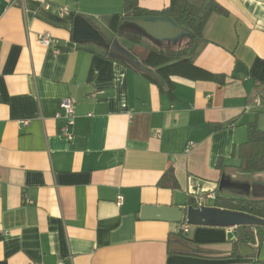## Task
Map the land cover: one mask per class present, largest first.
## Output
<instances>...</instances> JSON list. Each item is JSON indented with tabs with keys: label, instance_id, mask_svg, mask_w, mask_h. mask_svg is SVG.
Masks as SVG:
<instances>
[{
	"label": "crops",
	"instance_id": "obj_1",
	"mask_svg": "<svg viewBox=\"0 0 264 264\" xmlns=\"http://www.w3.org/2000/svg\"><path fill=\"white\" fill-rule=\"evenodd\" d=\"M46 1L50 10L0 0V264L250 263L258 248L236 243V228L187 225L184 234L140 210L187 207L199 193H264V173H240L234 154L249 124L264 131V0H213L224 13L208 20L193 68L165 79L73 40L76 16L105 41L116 36L105 18L122 14L121 0ZM44 33L57 44L40 45ZM66 97L70 141L54 119ZM170 171L175 189L159 183Z\"/></svg>",
	"mask_w": 264,
	"mask_h": 264
},
{
	"label": "trees",
	"instance_id": "obj_2",
	"mask_svg": "<svg viewBox=\"0 0 264 264\" xmlns=\"http://www.w3.org/2000/svg\"><path fill=\"white\" fill-rule=\"evenodd\" d=\"M139 1L121 0L122 14L105 18L112 32L131 43L129 52L141 65L150 70L158 68L155 72L162 79L178 71L191 70L193 67L190 57L202 39L208 20L213 14H221L224 11L213 0H170L169 6L161 11L144 10L139 7ZM142 16L168 18L178 26L187 29L193 37L191 40L183 38L175 44L160 45L130 25L119 26V20L122 17ZM104 53L107 54V51L104 50ZM213 79L220 78L213 76ZM223 127V125H216L214 129ZM234 154L239 160L237 170L240 173H264V131L259 130L254 123L249 124L246 128V141L234 150ZM216 168L222 170L221 161L216 164ZM159 183L168 185L171 189L177 188L171 171L168 175L166 173ZM214 207L264 221V196L258 198L218 196ZM236 234V243L251 244L257 248L264 244V226H239L236 228ZM244 264H264V261L258 262L255 257L250 263Z\"/></svg>",
	"mask_w": 264,
	"mask_h": 264
},
{
	"label": "water",
	"instance_id": "obj_3",
	"mask_svg": "<svg viewBox=\"0 0 264 264\" xmlns=\"http://www.w3.org/2000/svg\"><path fill=\"white\" fill-rule=\"evenodd\" d=\"M130 25L158 44H175L183 38L192 39V34L185 28L178 26L172 20L160 16L122 17L119 26ZM72 38L76 43L88 42L103 48L110 57L122 59L139 72L156 78L152 70L141 65L136 58L121 48L116 41L108 43L93 27L80 16L73 22ZM141 219L168 221L174 224L185 223L189 226H218L237 228L239 226H264V221L216 207L194 208L187 207H149L140 210ZM243 245V244H241ZM256 253L258 262L264 261V244ZM253 254V252H252Z\"/></svg>",
	"mask_w": 264,
	"mask_h": 264
},
{
	"label": "built area",
	"instance_id": "obj_4",
	"mask_svg": "<svg viewBox=\"0 0 264 264\" xmlns=\"http://www.w3.org/2000/svg\"><path fill=\"white\" fill-rule=\"evenodd\" d=\"M39 4L43 6L45 10L51 9V4L46 0H37ZM242 1V0H240ZM57 13L60 16L66 14V8H57ZM37 41L40 45L44 47H48L50 45H56L57 40L50 36L47 33L39 34L37 36ZM55 120H61L62 124L59 127V134L65 139L70 141L73 137L71 129L74 125V107L73 102L70 98L66 97L60 100L58 111L54 115ZM192 205L194 208H201V207H213L214 202L216 200V194L214 192H207V193H199L192 195ZM29 202V201H27ZM122 203V197L119 195L116 198V205L120 206ZM188 226L185 223H181L179 226V231L182 233H186ZM61 264V263H57Z\"/></svg>",
	"mask_w": 264,
	"mask_h": 264
},
{
	"label": "rangeland",
	"instance_id": "obj_5",
	"mask_svg": "<svg viewBox=\"0 0 264 264\" xmlns=\"http://www.w3.org/2000/svg\"><path fill=\"white\" fill-rule=\"evenodd\" d=\"M114 2H115V0H113ZM98 7H99V5H92V6H88V8L92 11V12H94V13H102L103 11H101V10H99L98 9ZM115 9V6L113 5L112 6V11H116V10H114ZM94 29L96 30V31H98V27L96 26V24L94 23ZM102 36H103V34H102ZM118 40H120V38L116 35V36H114L112 39H106V41H108V42H110V43H112L113 41H116L117 42V44L121 47V48H123L122 46H121V44L119 43V41ZM126 43V42H125ZM102 49V48H101ZM248 182V184H250V185H252V188L255 186V184H258V180H255L254 178H249V180L247 181ZM251 183H253V184H251ZM256 188H257V186H256ZM243 195V194H242ZM260 195V196H259ZM262 196H264V193H260V194H258V195H247V196H245L246 198H258V197H262Z\"/></svg>",
	"mask_w": 264,
	"mask_h": 264
}]
</instances>
